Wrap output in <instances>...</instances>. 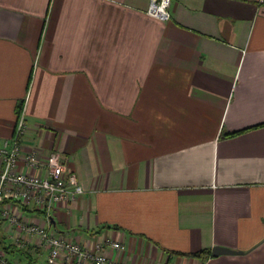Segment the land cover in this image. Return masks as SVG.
I'll return each mask as SVG.
<instances>
[{
	"label": "crops",
	"instance_id": "0c3cea01",
	"mask_svg": "<svg viewBox=\"0 0 264 264\" xmlns=\"http://www.w3.org/2000/svg\"><path fill=\"white\" fill-rule=\"evenodd\" d=\"M148 3L0 0V141L22 116V152H59L83 189L0 209L126 264H264V0H171L167 22ZM13 231L6 259L45 264Z\"/></svg>",
	"mask_w": 264,
	"mask_h": 264
},
{
	"label": "built area",
	"instance_id": "2783aa9c",
	"mask_svg": "<svg viewBox=\"0 0 264 264\" xmlns=\"http://www.w3.org/2000/svg\"><path fill=\"white\" fill-rule=\"evenodd\" d=\"M171 0H149L146 14L159 21L171 19ZM26 122L18 117L13 136L0 141V203L4 200L17 202L18 208L44 212L47 216L57 205L75 201L83 193L74 173L68 171L63 155L57 151L40 157L35 150L22 152V137ZM18 161L25 170H38L39 174L20 171ZM0 222L9 224L13 230L12 242L23 248V237H36L46 250L45 264H126L104 254L106 248L122 251L124 246L110 238L97 241L91 248L51 232L43 225L26 221L21 214L5 206L0 209ZM0 264L9 262L0 251Z\"/></svg>",
	"mask_w": 264,
	"mask_h": 264
},
{
	"label": "water",
	"instance_id": "95a60500",
	"mask_svg": "<svg viewBox=\"0 0 264 264\" xmlns=\"http://www.w3.org/2000/svg\"><path fill=\"white\" fill-rule=\"evenodd\" d=\"M243 252L237 251V250H231L225 247L215 246L211 249V255L212 256H218V255H238L242 254Z\"/></svg>",
	"mask_w": 264,
	"mask_h": 264
},
{
	"label": "trees",
	"instance_id": "16d2710c",
	"mask_svg": "<svg viewBox=\"0 0 264 264\" xmlns=\"http://www.w3.org/2000/svg\"><path fill=\"white\" fill-rule=\"evenodd\" d=\"M20 109H21V105L19 104L18 106H17V108H16V111H17V113L19 114L20 113ZM6 200H4V201H2L1 203H3V202H5ZM0 203V204H1ZM23 209L24 210H27V208H25V207H23ZM27 211H29V210H27ZM31 211V210H30ZM36 211V210H35ZM10 247H11V245H6V246H4L3 247V249L7 252V253H11L12 251L10 250ZM195 256H199V257H201V256H203V258L205 257V254H203V253H201V254H195Z\"/></svg>",
	"mask_w": 264,
	"mask_h": 264
},
{
	"label": "rangeland",
	"instance_id": "374dc122",
	"mask_svg": "<svg viewBox=\"0 0 264 264\" xmlns=\"http://www.w3.org/2000/svg\"><path fill=\"white\" fill-rule=\"evenodd\" d=\"M1 248V247H0Z\"/></svg>",
	"mask_w": 264,
	"mask_h": 264
}]
</instances>
